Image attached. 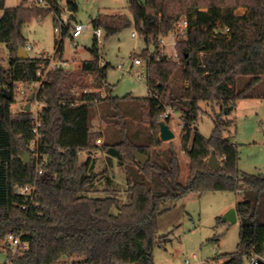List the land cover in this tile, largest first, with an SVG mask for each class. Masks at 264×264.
<instances>
[{
    "label": "trees",
    "instance_id": "1",
    "mask_svg": "<svg viewBox=\"0 0 264 264\" xmlns=\"http://www.w3.org/2000/svg\"><path fill=\"white\" fill-rule=\"evenodd\" d=\"M43 2L44 7L21 0L8 8L5 0H0V43L9 52L8 64L0 62V242L7 234H19L29 244L15 263L57 264L70 260L86 264H154L153 249L162 239L158 235L159 217L167 209V201L175 203L189 194H237L241 190L250 193L235 207L240 221L237 247L219 256L220 264L264 259V175L238 170L236 146L222 135L234 120L215 117L208 138L193 128L200 102L218 104L223 111L226 106L233 108L238 100L264 97V0H128L132 20L120 14H97L91 25L100 28L104 38L133 27L153 46L151 52H143L148 95L138 98L101 97L95 92H83L75 98L73 90L86 85L74 80L72 72L92 75L95 88L106 84L95 36L93 58L76 61L69 70L56 66L43 80L37 71L47 59L17 58L18 46H26L22 26L32 17L59 11L57 0ZM66 5L72 11L76 9L72 0H66ZM236 9L243 12L237 14ZM180 19L187 21V28L185 37L177 42L178 60L174 61L158 53L159 38ZM69 25L56 41L57 57H62L63 37L68 35ZM174 77H179L183 85L172 86ZM242 78L246 79L242 82ZM33 82L41 83L36 96L42 103L38 115L41 143L36 150L46 158L41 174L36 172L33 158L24 163L21 157L23 151L33 154L30 143L35 138L34 120L27 111L16 115L11 111L16 83L27 87ZM3 88L11 94L10 99L4 97ZM126 99L137 103L141 121L151 132L146 145L135 143L126 132L118 104ZM27 100L33 98L28 95ZM102 101H108L121 119L122 138L98 146L95 138L99 134L92 133L88 126L89 107ZM165 105L172 106L182 119L180 143L188 159L185 180L173 148L152 150L161 144L158 122ZM165 122L168 124L169 119ZM95 149L129 167L126 203H120L117 189L108 185L102 191L96 188L98 177L107 176V171L93 172L91 154ZM134 151L146 156L144 164L136 161ZM211 151L220 159L217 170L206 165ZM82 154L86 155L84 160H80ZM25 184L36 188L31 200L15 191Z\"/></svg>",
    "mask_w": 264,
    "mask_h": 264
},
{
    "label": "rangeland",
    "instance_id": "2",
    "mask_svg": "<svg viewBox=\"0 0 264 264\" xmlns=\"http://www.w3.org/2000/svg\"><path fill=\"white\" fill-rule=\"evenodd\" d=\"M35 1L39 6L44 7L43 2ZM59 11L71 24L72 21L87 25V29L76 38L72 39L68 33L63 37L62 57L55 56V44L60 37V32L54 31L55 22L53 13L43 16L32 17L29 22L21 28V35L29 49H24L28 57H41L47 59V64L41 65L44 69V78L50 69L55 66L69 70L76 61L89 60L93 58L91 48L94 42V28L91 19L97 14H120L132 20V14L127 7L128 0H72L76 5L74 11L69 10L66 0H57ZM143 2V0H139ZM21 0H5V7H14L20 4ZM241 14L243 9H236ZM225 13V10H223ZM70 16L72 19H70ZM133 27L121 30L119 33L104 38V33L99 39V65L105 66L106 84L101 88H95L92 75L72 72V78L83 82L86 88L76 87L73 90L75 98L83 92H95L104 89L103 96L121 98L126 95L131 97H145L148 95L146 77L138 78L140 72L146 73L143 52H151L153 46L147 44L141 36L135 33ZM170 35L164 37V41H171ZM173 47L164 45L158 48L159 54L170 55ZM141 60V65L133 64V58ZM9 52L4 43H0V62L8 64ZM42 79V80H43ZM246 78H242L243 80ZM107 84L110 91H107ZM171 85L179 87L183 81L174 77ZM17 87L26 90V84L16 85L14 91V102L11 104L13 114L27 111L33 116L35 101H28L29 93L21 94ZM101 96V97H103ZM29 104V110H25ZM123 115V122L126 132L130 138L138 144H148L151 132L146 124L141 121L140 108L131 99L118 103ZM200 111L197 114L193 128L202 136L208 138L211 135L215 117L223 120H234V125L222 132L223 138L230 140L238 151L237 168L242 173L264 175V97L247 98L238 100L228 114L221 110L218 104L199 103ZM89 130L96 136L95 143L98 146L111 145L121 140L120 122L114 110L109 106L108 101L93 103L89 107ZM161 121V120H160ZM182 119L178 112L172 115L168 125L174 134L170 141H161L159 147L152 150L165 151L168 147L173 148L180 160L181 176L187 177L188 159L181 149V128ZM159 138V133H158ZM98 139L100 140L98 142ZM32 160V155H30ZM94 159L93 172L99 173L106 169L107 176L98 177L96 188L102 191L106 185L119 191L120 203L128 201L127 193L124 190L131 180L129 167L119 164L118 160L99 149L91 154ZM82 154L80 160H84ZM209 157V156H208ZM220 160V159H219ZM250 191L241 190L235 194L229 191H214L203 194H189L177 202L167 201V208L159 217L158 235L162 237L160 244L153 249L154 264H220L219 256L234 252L238 243L240 221L235 223L223 222L224 213L235 208L237 201L249 195ZM95 194V193H91ZM103 195L102 192L98 193ZM6 258V252L0 251V263ZM264 260V259H262ZM244 264H251L250 260L244 259Z\"/></svg>",
    "mask_w": 264,
    "mask_h": 264
},
{
    "label": "built area",
    "instance_id": "3",
    "mask_svg": "<svg viewBox=\"0 0 264 264\" xmlns=\"http://www.w3.org/2000/svg\"><path fill=\"white\" fill-rule=\"evenodd\" d=\"M38 2H43V0H37ZM44 3V2H43ZM53 20L55 22L54 25V31L57 32L59 31L60 33L62 32L63 28L70 23L65 17H62L60 13H55ZM186 28H187V21L185 19H180L173 27V29L166 35H170L171 41L169 43H166L164 41V37L166 36H161L159 38V46L163 47L164 45H169L173 47V51L171 52L170 55L165 54L168 58L177 61L178 60V54L176 51V45L178 40L181 38L185 37L186 34ZM87 29V25L72 21L71 24L68 27V33L72 39L78 38L84 30ZM135 32L132 33V36H135ZM94 36L96 37L97 42L99 43V39L102 36V30L100 28H95L94 29ZM25 49H29V46L26 45ZM133 64L135 65H141V60L140 58H133ZM56 67V66H55ZM145 70L146 73L140 72L138 78H143L146 77L147 79V67L145 64ZM37 75L43 79L44 77V69H39L37 71ZM22 83H16V85H20ZM41 86V83L39 82H33L30 86L26 87V90L21 87H17V90L21 92V94L24 93H32L33 94V100L35 101L36 105L35 108H33L32 113H33V120H34V127H33V133L35 134V138L31 141L30 143V149L33 152L32 158L35 162V169L38 174H41L44 171L45 164H46V158L43 155H39V153L36 150L37 144L40 142L41 143V135H39L38 132V127L41 125V121L38 120V115H39V109L41 111V106L42 103L39 102L36 99L39 87ZM104 87L103 89H99L97 93H99L101 96H103L104 92ZM175 109L172 106L165 105L164 111L160 114V120L165 121L166 119H171L172 115L175 113ZM180 128H183V123H180ZM100 140L98 139V142ZM16 193L26 197L27 199H32L35 196L36 193V188L34 185L30 184H25V185H19L15 189ZM22 209L25 208V205L21 206ZM28 241L23 240L21 235H12V234H7L5 235L1 242H0V251H5L6 252V258L4 259L3 262L0 264H16L15 259L17 256L22 254L25 250L28 249ZM257 258H252L251 264L256 263ZM57 264H86L81 261H75L72 262L70 260H66L63 263H57ZM184 264H188L186 261Z\"/></svg>",
    "mask_w": 264,
    "mask_h": 264
},
{
    "label": "water",
    "instance_id": "4",
    "mask_svg": "<svg viewBox=\"0 0 264 264\" xmlns=\"http://www.w3.org/2000/svg\"><path fill=\"white\" fill-rule=\"evenodd\" d=\"M27 57H28V55L25 52L24 48L21 46H18L17 58L25 59ZM110 90H111L110 87H107V91H110ZM2 91H3L4 97H6L7 99L11 98V94L8 92V90L3 88ZM29 98H33L32 93L29 94ZM231 109H232V106H226L223 108V111H224V113L228 114ZM25 110H29V104H26ZM158 126H159V139L161 141H170L174 137L173 132L171 131L169 125L165 121H159ZM133 156L136 159V161L140 164H144L146 161V156L143 155L142 153L137 152V151L133 152ZM21 157H22V160L24 163H27L30 160V156L27 152H24V151L21 152ZM206 165L208 168H210L212 170H217L220 168V166H221L220 161H219V159L216 156L214 151H211L209 157L206 160ZM221 219L223 222L235 223L238 220L235 208L228 209L224 213V215L222 216ZM255 264H264V260H262L261 258H257Z\"/></svg>",
    "mask_w": 264,
    "mask_h": 264
},
{
    "label": "crops",
    "instance_id": "5",
    "mask_svg": "<svg viewBox=\"0 0 264 264\" xmlns=\"http://www.w3.org/2000/svg\"><path fill=\"white\" fill-rule=\"evenodd\" d=\"M69 10H70V8H69ZM71 19H72V17H70Z\"/></svg>",
    "mask_w": 264,
    "mask_h": 264
}]
</instances>
